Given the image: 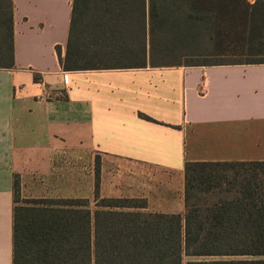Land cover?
Segmentation results:
<instances>
[{"label": "crops", "instance_id": "obj_1", "mask_svg": "<svg viewBox=\"0 0 264 264\" xmlns=\"http://www.w3.org/2000/svg\"><path fill=\"white\" fill-rule=\"evenodd\" d=\"M72 4L13 0L15 66L0 69V264H13L16 178L24 200H89L94 212L99 161L101 199L185 215L186 163L264 162V65L65 72L57 47L64 56Z\"/></svg>", "mask_w": 264, "mask_h": 264}, {"label": "trees", "instance_id": "obj_2", "mask_svg": "<svg viewBox=\"0 0 264 264\" xmlns=\"http://www.w3.org/2000/svg\"><path fill=\"white\" fill-rule=\"evenodd\" d=\"M57 53L65 72L264 65V0H73ZM14 66L13 0H0V69ZM185 177V215L101 199L99 164L94 212L18 205L16 178L13 264H264V162H188Z\"/></svg>", "mask_w": 264, "mask_h": 264}, {"label": "rangeland", "instance_id": "obj_3", "mask_svg": "<svg viewBox=\"0 0 264 264\" xmlns=\"http://www.w3.org/2000/svg\"><path fill=\"white\" fill-rule=\"evenodd\" d=\"M251 1H253V0H251ZM98 164H99V161H96V163H95V179H96V170H97V168H98ZM100 166H101V165H100ZM100 176H101V167H100ZM100 180H101V179H100ZM20 198H21V197H20ZM20 198H19V199H20ZM23 200H24V199L21 198V199L19 200L18 205H19V204L21 205V204L23 203V202H22ZM185 261H186V263H187V262H189V261H193V259H192V258H188V257H186V258H185Z\"/></svg>", "mask_w": 264, "mask_h": 264}]
</instances>
